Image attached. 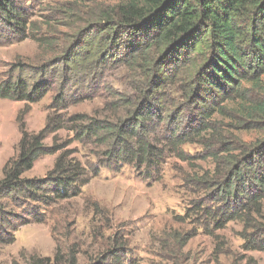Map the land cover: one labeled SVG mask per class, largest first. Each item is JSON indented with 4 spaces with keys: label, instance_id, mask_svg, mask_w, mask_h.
Instances as JSON below:
<instances>
[{
    "label": "trees",
    "instance_id": "1",
    "mask_svg": "<svg viewBox=\"0 0 264 264\" xmlns=\"http://www.w3.org/2000/svg\"><path fill=\"white\" fill-rule=\"evenodd\" d=\"M26 1L0 0V23L8 30L3 35L0 29V40L27 38L33 21ZM95 14L61 59L32 67L29 75L24 73L29 67L14 65L12 71H17V76L0 81V98L36 102L51 79L61 77L50 108L65 109L69 102L65 88L70 81L79 76L88 80L118 62L141 74L133 87L137 98H121L125 112L117 119L50 113L44 126L32 133L18 122L29 110L26 104L16 119L21 132L17 154L2 166L0 234L3 228L15 229L11 219L19 217L4 210L9 199H28L31 210L32 205H49L81 192L88 170L67 147L69 142H58L53 133L67 128L76 139L93 138L103 146L100 155L105 160L90 166L94 174L100 166L110 168L114 164L148 174L161 167L164 154V147L150 137L153 118L158 123L175 124L169 130L167 147L182 159L180 148L187 136H212L214 144L206 145V156L217 162V168L211 173H190L188 181L203 189V200L198 203L195 199L193 209H201L213 228H223L229 221L242 222L247 228L256 217L263 219L264 0H118L99 6ZM67 71L68 79L61 83ZM172 93L179 94L180 99L174 100ZM233 101L239 110L231 115L226 104ZM112 104L118 108L119 103ZM218 116L230 118L222 124L228 132L258 134L248 143L232 133L223 138ZM185 122L189 132L181 129ZM50 134L53 140L47 145ZM215 143L220 149H213ZM55 153L58 155L44 177L23 176L40 155ZM208 199L213 206H202ZM39 211L40 206L35 209ZM8 237L13 238L9 233ZM245 239L248 248L264 250V240ZM126 253V243L114 238L112 245L89 264H125ZM64 260L32 256L30 264H66ZM67 264H77L76 253L68 256Z\"/></svg>",
    "mask_w": 264,
    "mask_h": 264
},
{
    "label": "rangeland",
    "instance_id": "2",
    "mask_svg": "<svg viewBox=\"0 0 264 264\" xmlns=\"http://www.w3.org/2000/svg\"><path fill=\"white\" fill-rule=\"evenodd\" d=\"M116 1L21 2L28 6L33 25L23 40H0V81L17 76V71H12L17 63L24 68L29 67L24 70L25 75H29L32 67L50 65L55 58L64 57L78 42L79 33L87 22L96 17L97 8ZM0 29L3 35H7L8 30L2 23ZM53 69L59 67L54 66ZM68 75L67 71L61 83H66ZM138 77L141 78L139 72L120 62L88 80L79 76L65 88V96H69L65 109L50 108L51 99L60 88L61 77L56 81L51 79L43 96L36 102L0 98V176L4 163L17 154L21 132L16 119L26 104L29 110L18 122L29 133L39 131L50 113L67 114L66 117L81 113L92 118L117 119L125 112L121 98H137L133 87ZM171 97L176 101L180 99V95L175 93ZM113 102L119 103L118 108L112 107ZM238 110L236 101L226 104L227 113L232 115ZM217 119L223 138L232 133L248 143L258 134L254 131L228 132L222 124L230 118L218 116ZM158 121L155 118L150 121L154 126L150 137L164 147L163 162L158 170L148 174L121 164L110 168L102 165L94 174L90 166L105 160L100 155L103 146L93 138L78 140L75 133L67 128L53 133L57 135L58 142H69L67 147L74 150V155L88 170V176L77 196L55 200L49 205L35 204L30 210L32 202L28 199H9L7 207L2 200L4 210L19 217L11 219L15 229L1 230L0 239L4 241L0 242V264H30L32 256H56L65 259L67 264L68 256L74 253L77 264H89L112 245L114 238L126 243L125 264H247L252 260L255 264H264V250L248 248L245 239L264 240V218L256 217L247 228L242 222L229 221L225 227L215 229L201 209H193V201L196 199L200 203L204 191L188 181L189 175L202 171L211 173L217 168V162L206 156L209 149L206 145L214 144L212 136L208 133L199 134L200 137L187 136L180 148L185 158L182 159L167 147L169 130L175 124ZM181 129L189 132L186 122ZM53 134L47 137V145L51 144ZM213 149H220V144L215 143ZM57 155H40L23 176L44 177ZM38 206L40 211L35 212ZM202 206L210 207L213 203L209 199L204 200ZM258 223L263 225L255 228ZM8 233L13 237L11 240L7 239Z\"/></svg>",
    "mask_w": 264,
    "mask_h": 264
}]
</instances>
